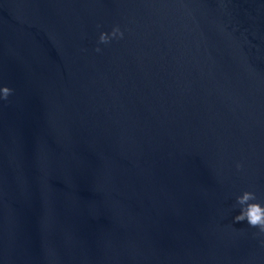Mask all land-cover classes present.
Here are the masks:
<instances>
[{
  "label": "water",
  "instance_id": "obj_1",
  "mask_svg": "<svg viewBox=\"0 0 264 264\" xmlns=\"http://www.w3.org/2000/svg\"><path fill=\"white\" fill-rule=\"evenodd\" d=\"M4 86L0 264H264V0H0Z\"/></svg>",
  "mask_w": 264,
  "mask_h": 264
},
{
  "label": "clouds",
  "instance_id": "obj_2",
  "mask_svg": "<svg viewBox=\"0 0 264 264\" xmlns=\"http://www.w3.org/2000/svg\"><path fill=\"white\" fill-rule=\"evenodd\" d=\"M124 38V33L119 26L113 27L110 33L102 32L99 36L98 44L108 45L112 40H120ZM100 52V47L95 49ZM13 90L7 86L0 87V101H6ZM240 170L242 165L237 164ZM236 203L240 206L239 214L234 217V223L246 222L250 228L257 229L259 235H264V205L258 202L255 192L245 191L236 198Z\"/></svg>",
  "mask_w": 264,
  "mask_h": 264
}]
</instances>
